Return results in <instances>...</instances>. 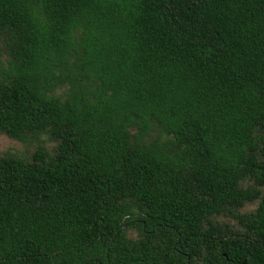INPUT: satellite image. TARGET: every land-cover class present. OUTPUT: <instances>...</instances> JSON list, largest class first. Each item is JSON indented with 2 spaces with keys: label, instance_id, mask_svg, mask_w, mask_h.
Listing matches in <instances>:
<instances>
[{
  "label": "trees",
  "instance_id": "16d2710c",
  "mask_svg": "<svg viewBox=\"0 0 264 264\" xmlns=\"http://www.w3.org/2000/svg\"><path fill=\"white\" fill-rule=\"evenodd\" d=\"M0 134V264H264V0H0Z\"/></svg>",
  "mask_w": 264,
  "mask_h": 264
},
{
  "label": "rangeland",
  "instance_id": "374dc122",
  "mask_svg": "<svg viewBox=\"0 0 264 264\" xmlns=\"http://www.w3.org/2000/svg\"><path fill=\"white\" fill-rule=\"evenodd\" d=\"M46 146L51 149L54 144L45 142ZM37 148L36 143H22L16 140H13L7 137L4 134H0V157L4 155H14L17 157H22L26 159H30L32 154L35 152ZM255 208V205H248L245 208V211L252 210ZM127 239L129 241H138L139 236L134 229L127 230Z\"/></svg>",
  "mask_w": 264,
  "mask_h": 264
}]
</instances>
